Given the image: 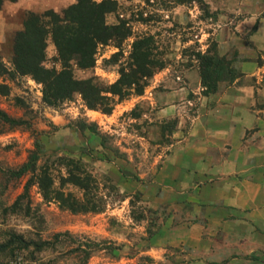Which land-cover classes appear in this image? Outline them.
<instances>
[{
	"label": "rangeland",
	"instance_id": "rangeland-1",
	"mask_svg": "<svg viewBox=\"0 0 264 264\" xmlns=\"http://www.w3.org/2000/svg\"><path fill=\"white\" fill-rule=\"evenodd\" d=\"M116 1L105 21L117 35L98 44L91 68L71 62L75 79H91L101 91L93 108L78 91L49 103L42 83L15 71L13 37L30 11L0 8V264H189L182 249L150 248L165 215L143 187L189 125L187 117L181 127L177 117L157 121L153 95L182 84L190 69L200 75L198 54L217 53L219 16L205 0ZM144 38L160 66L120 87V96L111 93L121 71L135 69L134 43ZM57 56L48 37L44 66L59 70ZM235 56L225 57L233 70Z\"/></svg>",
	"mask_w": 264,
	"mask_h": 264
},
{
	"label": "crops",
	"instance_id": "crops-1",
	"mask_svg": "<svg viewBox=\"0 0 264 264\" xmlns=\"http://www.w3.org/2000/svg\"><path fill=\"white\" fill-rule=\"evenodd\" d=\"M205 1L219 16L212 33L218 55L235 50V75L204 94L193 68L182 84L153 95L157 121L177 117L181 127L187 117L189 125L143 187L165 215L150 248L182 249L189 264H264V0ZM74 2L3 4L10 12H35Z\"/></svg>",
	"mask_w": 264,
	"mask_h": 264
},
{
	"label": "trees",
	"instance_id": "trees-1",
	"mask_svg": "<svg viewBox=\"0 0 264 264\" xmlns=\"http://www.w3.org/2000/svg\"><path fill=\"white\" fill-rule=\"evenodd\" d=\"M6 0H0V8ZM16 1V0H9ZM117 9L116 0H75L74 3L62 10V14L53 9H46L42 13L27 12L23 28L17 30L13 37L12 63L17 73L30 75L44 86V97L49 103L68 98L73 92H80L88 106L93 108L99 99L101 91L92 83L91 79H75L71 69L73 61L78 68L87 69L95 64V53L98 44L106 43L118 33V27L108 25L105 17ZM48 37L57 50L61 68L44 66ZM147 38L134 43L132 55L135 67L131 72L121 71L120 78L112 85L110 92L121 95L122 86H130L138 81L139 76L148 77L155 66L160 63L150 60ZM201 59L200 76L204 87V94L217 89L219 81H230L235 72L230 61L217 53L198 54ZM153 64V66H152ZM3 64L0 60V69ZM227 70L228 75L224 72ZM110 108L105 109L109 111ZM36 156H32V161ZM33 163V162H32ZM32 164L26 163L18 172L27 171ZM40 186L44 196L48 197L52 184L50 176L44 175ZM45 179V180H44ZM47 180V181H46ZM78 179L74 180V183Z\"/></svg>",
	"mask_w": 264,
	"mask_h": 264
}]
</instances>
